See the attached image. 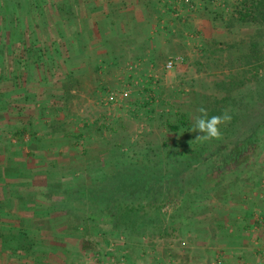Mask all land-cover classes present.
I'll return each instance as SVG.
<instances>
[{"label": "rangeland", "instance_id": "374dc122", "mask_svg": "<svg viewBox=\"0 0 264 264\" xmlns=\"http://www.w3.org/2000/svg\"><path fill=\"white\" fill-rule=\"evenodd\" d=\"M92 1L94 0H80L81 9L85 14L82 19L83 26L93 31L91 38L93 35L94 37L103 36L107 30L112 32L111 27H106L103 20L100 18L96 20L99 15L96 13L98 8L95 6H101L102 2L100 0ZM130 1L132 6H134L133 2H136V7L144 9L146 15L156 18L148 20L150 25H146L144 28L147 34L166 33L159 37L158 52L161 54L151 55L149 53L147 55L146 50L136 56L135 51L128 54L118 51L116 53L120 55L117 56L116 63L112 64L110 57L104 55L106 53L104 48H98L97 43L92 41L90 44L88 43V46L93 57L87 61L86 71L77 75L80 78L77 84L73 83L70 76V67L75 66L77 60L70 57L60 59L62 76L67 82L58 87V91L61 93H56V95L62 96V102L59 101V98L55 100L57 104L63 103V105H59L61 108L56 109L58 106H55L54 109L51 108L53 106L50 102L51 99L47 100L48 97L44 95L39 108L30 104V106H26L24 112L20 111L25 120L31 119L35 125L41 118L39 116L46 115L45 118H52L54 113L57 114L60 121L56 122L55 126L62 127V129H58V133L51 143H55L63 149L72 145L68 135L78 132V130H74L79 128L84 132L83 138H81L84 143L78 145L73 142L72 145V147L79 148L77 149L78 158L76 156L72 164L64 163V174L61 176L46 174V177H63V182L56 186L61 188L59 195L65 198L62 203L64 204V214L53 223L52 229L56 230L58 226L65 229L66 225H63L65 221L68 226L70 224L76 226L74 234L78 238L71 243L76 247L73 249L72 260L66 261L68 259L61 258L56 252L49 255L48 251L52 249L45 247L49 242L54 241L52 232L30 233L33 243L30 246L32 261L29 260V262L31 261L32 264L33 262L39 264V261L40 264H137L140 259L144 261L147 257L151 258L152 252L161 251L162 244H164L162 240L168 239V236L182 235L181 226L187 222L188 209L212 207L210 204L214 198L222 205L227 204L228 197H230V201H235L231 194L235 191L233 195L237 196L238 190H242L243 183L250 179L253 180L251 187L255 190L254 192L260 186L262 190L264 126L256 132L254 131L259 143L256 146H261L254 154V159L231 173L229 168L224 169L223 167V170L226 171L225 181L222 188H214V182L217 179L214 171L218 166L214 168V162L194 165L200 159L191 160L192 153L183 156L185 152L189 153L196 149V145L193 143H198L195 141L198 133H190L185 126H181L180 132L175 133L166 125L167 116L178 110L188 113V120L191 119L194 122V118L198 116L197 109L205 104L207 99L212 97V99L222 100L230 98V96L232 100L236 99L243 103L241 108H235L229 102L227 109L230 115V111H233L232 108L241 111L246 109L247 111L242 112V120L237 131L225 133L233 123L231 120L230 123L221 125L222 137L219 140L213 139V142L225 145L234 143L248 133L252 124L257 126L259 121H264V93L261 92L260 97L258 96L260 87L264 92V28L258 24L242 22L238 13L244 6L249 7L252 1ZM171 4H176L174 15L177 22L182 23L184 19L181 16L182 13L187 12L190 18L189 13L191 12L192 15H196L197 19L208 20L207 32H204L201 27L198 29L197 26H193L191 22L185 26V30L181 31L180 35H177V32H174L173 37L168 34L167 26L163 23L165 18L160 15L163 10L160 8ZM111 6L113 5L109 7ZM4 26L8 28L6 31L9 40L8 51L5 54L0 53L8 65L13 59L15 64L22 65L19 66L21 69L24 65H29L32 61L39 59L35 52H31L28 58L23 57L24 50L18 48L21 43L17 42V39L20 38L12 33V31L23 32L27 38L32 36L31 39L35 42L46 36L48 31H43L45 19L41 15L39 0H0V29ZM3 35L6 34H2L0 31L2 40ZM255 43L259 44L263 55V60L257 69L243 59L250 46ZM3 46V42L0 43V49ZM71 48L76 54L79 52L78 46ZM3 58H0V65H2ZM20 59H24L25 62L23 60V63L19 64ZM179 59L180 61L172 70L166 69L168 62ZM257 72L261 85L258 84V80H255ZM242 74H245L248 79H245ZM17 75L16 81L22 83L24 81L22 69L17 72ZM42 76L32 72L26 82L32 84V87H35V83H37L36 90L38 92L44 91L49 93L48 96L52 95L54 83L51 80L47 82ZM247 80L248 83L239 85L240 81ZM8 81V73L3 70L0 74V90L3 95L6 93ZM231 82H238V86L234 87L229 94ZM17 91L22 92L21 89ZM125 92L129 94L127 99L120 100L118 103L109 102V97L112 94ZM25 94H27L26 91ZM17 103L15 101L9 107L19 108ZM5 114L6 111L1 110L0 118ZM21 115L16 119L8 116V121H0V142L6 147L2 151L3 155H0V161L8 162L14 158L13 162H15V158L20 160L24 154L31 151L36 156V152L42 148V141L33 142L31 147L39 149L36 151L27 146V143H13L12 124L17 123ZM176 119L179 123V117L175 118V121ZM21 121H23L22 118ZM66 132H69L68 135ZM215 148L216 145L212 150ZM252 152L254 153V151ZM208 153H210L209 150L205 152V154ZM251 153L248 154L251 155ZM39 156V159H43L41 155ZM217 161L221 164L224 162L219 158ZM188 165L192 167L188 168ZM193 165L197 166L195 170ZM72 167L74 168L72 169ZM168 169L170 172L176 170L175 173L183 175L181 174L182 176L180 175L178 180L172 184L161 183L160 179L151 178L163 175L164 172L169 171ZM112 174L117 175L118 178L122 177L121 181L123 179V182L106 179ZM25 176L31 180L39 177L36 174L33 175L32 172ZM142 178L146 179L145 183L141 182ZM205 181L210 186L204 187ZM48 184L49 189L53 188L54 181L48 180ZM50 184H52L51 187ZM180 189L184 195H177V191ZM261 190L258 197L263 200L264 195ZM240 193L242 194L243 191ZM166 197L169 198L167 201H165ZM142 198H144L145 204H148L151 198L156 199L159 215L155 216L151 211L148 215L142 214V216H150L152 220L148 217V225H145L139 233L133 232L131 228L128 229L125 226L115 227L114 223L101 220L102 218L99 217V212L108 211L112 206L118 208L127 200L138 201ZM241 199L243 200V198ZM161 200H163L162 203L159 202ZM28 218L31 220V217ZM26 223L35 228L36 224L32 220ZM253 223L256 228L264 225L263 216L256 214ZM159 254L160 252L153 259L162 260V256ZM16 260L11 261L9 257L0 255V264H24L20 258ZM161 260L155 264H165ZM221 263V261L217 262V264Z\"/></svg>", "mask_w": 264, "mask_h": 264}, {"label": "crops", "instance_id": "0c3cea01", "mask_svg": "<svg viewBox=\"0 0 264 264\" xmlns=\"http://www.w3.org/2000/svg\"><path fill=\"white\" fill-rule=\"evenodd\" d=\"M100 1L102 2L101 6H95L98 8L96 13L99 15L96 20L99 18L103 20L106 27H111L112 32L107 30L103 36L94 37L93 35L91 38L93 31L83 26L82 19L85 14L81 9L80 0H39L41 15L45 19L43 31H48L46 36L35 42L30 37L27 38L23 32L13 34L22 40H27L29 43L37 44V48L43 52H45L44 48H49L47 51L49 50L48 53L51 56L48 55L47 60L42 59L40 61L36 59L29 65L23 64L24 66L21 69L24 81L22 83L16 81L17 72L21 70L19 66L22 65L15 64L14 61L12 66L6 62L1 63L0 74L3 70L6 71L9 81L5 95L0 90V111H6L0 121H8V116H11L12 119L20 117L21 112H24L26 106H30V104L39 108L44 95L48 97L47 100L50 101L51 99V105L53 104L51 108L54 109L55 106H58L56 109L61 108L59 105H63V103L57 104L55 100L59 98V101H61L62 96L56 95V93L60 94L61 91H58V87L67 82L62 76L60 59L70 57L77 60L76 65L70 67L71 79L74 84H77L80 79L77 75L84 70L86 71L88 68L87 61L93 57V53L88 46V43L90 44L92 41L97 43L98 48H104L106 51L104 55L110 57L112 64L116 63L117 56L120 55L116 53L118 51L127 52L125 54L135 51L136 56L146 50L147 55L149 53L151 55L160 53L158 52L159 37H161V34L166 33L160 34L158 32L152 35L147 34L144 29L146 25H150L148 20H155V17L146 15L144 9L136 7V2H133L134 6H132L130 0ZM92 2H95V0ZM110 5L115 7H109ZM175 6L176 4H171L160 8L163 10L160 15L165 18L163 23L167 26L168 34L173 37L174 32H177V35H180V32L185 30V26H188L191 22L193 26H197L198 29L201 27L204 32H207L208 20L197 19L196 15H192L191 12L189 13L190 18L187 12L182 13L181 16L184 17L182 23L177 22L178 20L174 15ZM114 30L117 31L113 32ZM127 43L128 45H126ZM74 46L79 47L77 54L72 51L71 47L74 48ZM30 53L31 51L26 55L24 53L23 57L28 58ZM37 57L39 58L38 55ZM32 72H36L39 76L43 75L42 77L47 82L51 80L54 83V91H52V95L50 94L51 97L48 96L49 93L47 92H38L36 90L37 83H35V87H32V84L26 82ZM19 89L22 92H18ZM25 91L27 94L24 95ZM15 101L18 102L17 104L20 107L10 108L9 106L14 104ZM6 102L8 103L7 106ZM56 115L54 113L52 118H45L46 115L39 116L41 118L36 125L33 120H25L24 115H21L23 121L20 118L17 123L12 124L13 133L11 138L13 143H27L26 145L33 149L31 146L34 141H42V148H40L41 150L33 149V151L39 150L36 152V156L31 151L24 154L20 160L15 158V162H13L14 158L8 162L5 160L0 161V255L9 257L11 261H17L16 259L19 260L20 258L24 264H32L30 246L33 242L30 233L52 232L54 234L52 236L54 241L49 242L48 246L45 247L52 249L48 251L50 256L56 252L61 258L70 261L71 256L73 257V249L76 248L74 244H71L78 238L74 234L76 226L70 224L69 227L64 220L66 222L63 223V225H66L65 229L62 226H58L56 230L52 229L54 227L52 226L53 223L64 214V204L62 203L65 198L59 195L61 188L59 189L56 186L63 182V177H46V174L60 176L64 174V163L72 164L73 159H76V156L78 158L77 149L79 148L72 147V145L73 142L78 145L84 143L81 141L84 132L79 128L74 130H78L73 134L74 136L68 135L69 132H66L69 140L72 141L69 148L63 149L55 143L52 144L51 141L57 135L58 129H62V127L55 126L56 122L60 121V118ZM5 148L0 142L1 156ZM39 155L43 159H39ZM31 172L39 177L34 180L26 178L25 175ZM48 180L54 181L53 188L51 187L52 184H50L51 188H48ZM252 181L251 179L245 181L242 190H238L237 196L236 194L233 195L235 191L231 194L235 201H230V197H228L227 204L222 205L220 201L214 198L210 204L212 207H198L196 210L193 208L188 209L187 222L181 226L182 235L168 236V239L162 240L164 244H162L161 251L152 252L151 258L147 257L144 261L140 259L137 264L160 262L161 259H153L159 252V255L162 256L161 262L165 264H217L219 261L222 262L221 264H264V225L256 228L253 223L256 214H261L264 218V199L260 200L258 197L261 186L254 192L255 190L251 187L253 185ZM261 181L263 184L261 191L264 195V179H261ZM240 191H243V193L241 194ZM28 217H31L32 222L36 224L35 228H32L31 225L28 226L29 223H26L31 222ZM44 259L46 260V258ZM29 260L31 261L29 262Z\"/></svg>", "mask_w": 264, "mask_h": 264}, {"label": "trees", "instance_id": "16d2710c", "mask_svg": "<svg viewBox=\"0 0 264 264\" xmlns=\"http://www.w3.org/2000/svg\"><path fill=\"white\" fill-rule=\"evenodd\" d=\"M252 3L251 5L248 6H244L243 8H241V10L238 12L239 13V19L242 22L245 23H252V24H258L260 27L264 28V0H251ZM0 31L2 32V34H6L3 35V40L0 43L3 42V47L0 49V52H2V54L6 51H8V42L9 40L7 39V32L8 28L6 26L2 27L0 29ZM12 33H15V31H13ZM31 39V38H30ZM5 41V42H4ZM17 42H20L21 45L20 47H18L19 49L23 48L25 55L28 52H36V54L39 56V60L41 61L42 59L45 60L46 57H48V55H50L47 51V49L49 48H44L45 52H43L42 50L38 49L36 45L33 44V42L29 43L27 40H22V39H17ZM38 49V50H37ZM1 54V53H0ZM0 56V58H3V56ZM263 55H262V51L259 49V44L255 43L252 44V46H250L246 57H244L243 59H245L249 64L253 65L255 69L258 68L260 62L263 60ZM47 60V58H46ZM3 63H5L4 58H3ZM13 59L10 60V65L13 64ZM20 63H22V59H20ZM253 66H251L253 68ZM247 74V72H246ZM244 76L245 79H248L245 74H242ZM255 80L258 82V84L261 85L260 79H259V74L258 72L256 73L255 76ZM248 83V80L243 82L240 81L239 85H243L244 83ZM238 86V82H231L230 83V90H229V94H231V90H233L234 87ZM262 87H260V90L258 91V96L260 97L261 92L264 93L262 90ZM231 102L233 104V107L237 108V107H242L243 103L240 102L239 100H232L231 96L230 98H225L222 100H216V99H212L209 98L207 99V102L205 104H203L202 106L205 107L208 111V115L212 116V115H222L225 111L228 112L227 109V105L228 103ZM201 107V106H200ZM199 107V108H200ZM198 110V109H197ZM233 111L231 112V116H232V125L229 129H227L225 131V133H234L235 131H237L238 127L240 126V122L242 120V115L243 113H245L247 110L245 109L244 111L239 110H235L232 108ZM239 114H238V112ZM243 112V113H242ZM199 115V112H197ZM179 117V123H177V119L175 121V118ZM188 113H182L181 110L176 111L175 113L169 114L166 118V125L168 127V129H170L171 131L178 133L180 132V128L181 126H185L187 129H189L188 131L191 132V127L193 122L188 120ZM257 124V123H256ZM264 126V121H259L257 126L255 124L251 125L250 128V132L248 131V133L244 134L242 139L237 140L234 143L225 145V144H221L220 142H213V140L210 141H206V142H198V143H193V145H196V149L191 150V152H185L183 154V156H188L189 154H191L192 158H190L191 160L193 159H200L199 161H197L196 164L194 165H200V164H208V163H212L214 162V168L215 166L218 168L214 171L216 172L217 175V179L214 182V188H222V184L225 181L224 180V176L226 171L223 170L226 168H229V172H234L240 169V167H243L246 163H248L249 161H251L252 159H254V154L257 153V149H260L258 145V139L256 138L255 132L260 128ZM231 130V131H229ZM255 131V132H254ZM254 132V133H253ZM194 136V135H191ZM215 141V140H214ZM214 145H216L215 150H212ZM252 145V147H250ZM231 149V150H230ZM209 150L210 153L205 154V152ZM230 150V151H229ZM254 151V153L251 152ZM229 152V153H228ZM227 153V154H226ZM248 153H251V155H249ZM248 154V155H246ZM253 155V156H252ZM219 158V160H223V164L219 163L217 161V159ZM184 162V161H183ZM194 170L195 168H197V166H194ZM169 166V165H168ZM192 167L191 165L187 166ZM213 168V169H214ZM169 170V169H168ZM188 170V169H187ZM176 170L170 172V170L168 172H164L163 175L161 176H156V177H151L154 180H159V182H164L167 184H172V182H175V180H178L179 176L182 174H178L175 173ZM115 174V173H114ZM183 175V174H182ZM181 175V176H182ZM107 177V176H106ZM149 177V175H148ZM122 178V177H121ZM121 178H118L117 175H111L109 176L110 181H119V182H123V179L121 181ZM143 179V180H142ZM141 182L145 183L146 179H148L146 177V179L142 178ZM140 181V180H139ZM138 181V182H139ZM140 182V183H141ZM206 182V181H205ZM203 183L204 187H208L210 186L209 184ZM131 185H133L131 183ZM177 195L183 194L182 189L177 191ZM168 196V195H167ZM167 198V197H166ZM169 198L165 199V201H167ZM149 200V199H147ZM150 201V200H149ZM154 201L155 203L151 202ZM151 201L148 202V204H145V200L144 198L139 199L138 201L136 200H127L126 202L122 203L118 208H116V206H112L110 209H108V211L105 212H99L100 216L102 219L101 220H107L111 223H114L115 227H119V226H125L128 229H132L133 232H141L142 228L145 225H148V217L150 216H142V214L144 215V213H146L147 215L149 214V212L151 211V213L155 214V216L159 215V208L156 206V199H152ZM163 200L159 201L160 203H162ZM158 202V203H159ZM159 203V204H160ZM148 211V213H147ZM97 213V212H96ZM150 219L152 220V218L150 217ZM39 260V259H37Z\"/></svg>", "mask_w": 264, "mask_h": 264}, {"label": "clouds", "instance_id": "9594fccd", "mask_svg": "<svg viewBox=\"0 0 264 264\" xmlns=\"http://www.w3.org/2000/svg\"><path fill=\"white\" fill-rule=\"evenodd\" d=\"M199 115L194 118L191 127V132H196L198 135L195 141L206 142L210 140H219L222 137L221 125L230 123L232 116L225 111L222 115H208L205 107L201 106L198 109Z\"/></svg>", "mask_w": 264, "mask_h": 264}, {"label": "built area", "instance_id": "2783aa9c", "mask_svg": "<svg viewBox=\"0 0 264 264\" xmlns=\"http://www.w3.org/2000/svg\"><path fill=\"white\" fill-rule=\"evenodd\" d=\"M180 61V59L179 60H172V61H170V62H168L167 64H166V69L167 70H172L175 66H176V64L178 63ZM129 97V94L128 93H120V94H112L110 97H109V102L110 103H118L120 100L122 101V100H125V99H127Z\"/></svg>", "mask_w": 264, "mask_h": 264}]
</instances>
